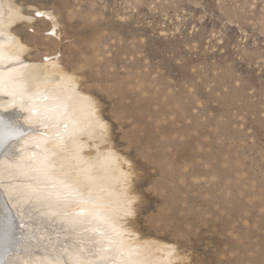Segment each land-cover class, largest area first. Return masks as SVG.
Instances as JSON below:
<instances>
[{
	"label": "rangeland",
	"instance_id": "374dc122",
	"mask_svg": "<svg viewBox=\"0 0 264 264\" xmlns=\"http://www.w3.org/2000/svg\"><path fill=\"white\" fill-rule=\"evenodd\" d=\"M11 1L17 65L57 57L94 99L123 225L172 264H264V0Z\"/></svg>",
	"mask_w": 264,
	"mask_h": 264
},
{
	"label": "bare ground",
	"instance_id": "6f19581e",
	"mask_svg": "<svg viewBox=\"0 0 264 264\" xmlns=\"http://www.w3.org/2000/svg\"><path fill=\"white\" fill-rule=\"evenodd\" d=\"M2 8L0 261L172 264L170 246L142 240L123 225L135 197L123 159L98 148L106 126L94 99L80 92L57 57L19 67L28 47L10 28L20 13L11 0ZM50 25L56 35L57 22Z\"/></svg>",
	"mask_w": 264,
	"mask_h": 264
},
{
	"label": "water",
	"instance_id": "95a60500",
	"mask_svg": "<svg viewBox=\"0 0 264 264\" xmlns=\"http://www.w3.org/2000/svg\"><path fill=\"white\" fill-rule=\"evenodd\" d=\"M1 193V192H0ZM5 203V201H4ZM5 207H6V210L8 211V213L10 214V212H12V210L10 209V207L5 203ZM12 217V216H11ZM1 264H5V262L3 261V257L1 258V261H0Z\"/></svg>",
	"mask_w": 264,
	"mask_h": 264
}]
</instances>
